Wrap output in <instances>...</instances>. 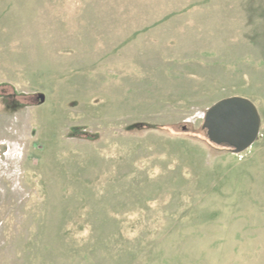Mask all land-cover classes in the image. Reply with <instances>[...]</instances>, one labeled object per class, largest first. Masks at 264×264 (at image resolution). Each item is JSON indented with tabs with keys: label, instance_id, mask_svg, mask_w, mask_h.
I'll use <instances>...</instances> for the list:
<instances>
[{
	"label": "rangeland",
	"instance_id": "obj_1",
	"mask_svg": "<svg viewBox=\"0 0 264 264\" xmlns=\"http://www.w3.org/2000/svg\"><path fill=\"white\" fill-rule=\"evenodd\" d=\"M0 264H264V0H0Z\"/></svg>",
	"mask_w": 264,
	"mask_h": 264
},
{
	"label": "water",
	"instance_id": "obj_2",
	"mask_svg": "<svg viewBox=\"0 0 264 264\" xmlns=\"http://www.w3.org/2000/svg\"><path fill=\"white\" fill-rule=\"evenodd\" d=\"M260 128L261 119L256 105L240 97L220 101L211 107L202 126L210 143L229 147L236 154L253 146Z\"/></svg>",
	"mask_w": 264,
	"mask_h": 264
},
{
	"label": "trees",
	"instance_id": "obj_3",
	"mask_svg": "<svg viewBox=\"0 0 264 264\" xmlns=\"http://www.w3.org/2000/svg\"><path fill=\"white\" fill-rule=\"evenodd\" d=\"M203 130V129H202ZM203 133L205 134V137L207 138V136H206V132L203 130ZM207 140H208V138H207ZM209 141V140H208ZM211 145H213V146H215V147H218V146H216V145H214V144H212V143H210ZM222 147H226V146H222ZM226 148H228V149H230L229 147H226ZM230 150H232V149H230Z\"/></svg>",
	"mask_w": 264,
	"mask_h": 264
}]
</instances>
